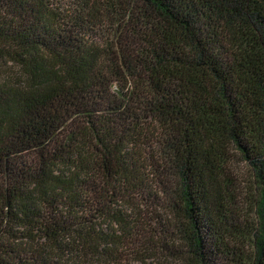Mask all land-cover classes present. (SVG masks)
<instances>
[{
  "label": "trees",
  "instance_id": "1",
  "mask_svg": "<svg viewBox=\"0 0 264 264\" xmlns=\"http://www.w3.org/2000/svg\"><path fill=\"white\" fill-rule=\"evenodd\" d=\"M2 60L0 264H264V0H0Z\"/></svg>",
  "mask_w": 264,
  "mask_h": 264
},
{
  "label": "rangeland",
  "instance_id": "2",
  "mask_svg": "<svg viewBox=\"0 0 264 264\" xmlns=\"http://www.w3.org/2000/svg\"><path fill=\"white\" fill-rule=\"evenodd\" d=\"M0 71H4L2 73L6 75L16 76L18 69L14 65L7 64L5 60H2L0 62ZM229 153L231 157V163L226 170L224 182L228 183L229 185L227 191L233 194L236 204L235 208H237L236 214L239 213V215L242 216L241 223H244V218L247 219V221L252 222L254 219V206L252 202L255 199L252 184V173L247 164L241 160L236 152L230 151ZM151 188L153 189V181L151 182ZM140 211L143 215H150L149 211H146L143 208H140ZM155 213L163 219L162 223L160 222V226L155 227V229L162 228V224L164 225L166 223L164 220L169 219V217H167L163 211ZM151 229L154 228L152 227ZM151 235L152 234H148V236L152 237ZM151 239L154 240L153 237ZM240 245H244L243 242L239 241L237 246ZM174 246L177 247L176 250L180 251L183 249L187 254L188 248L182 243H176ZM110 254V258H105V261L103 260V262L95 261V259L87 257L80 258L81 255L76 260L81 264L84 262H89L87 264H184V261L181 259L171 258L170 256H167V254L162 255L161 259L159 258L156 260L155 258L160 254V252H142L140 248H137V246L136 248L132 246L125 247L124 244L117 246L116 250H113V252ZM66 258L71 261V256L68 255Z\"/></svg>",
  "mask_w": 264,
  "mask_h": 264
}]
</instances>
